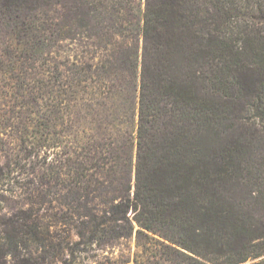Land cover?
I'll return each mask as SVG.
<instances>
[{
  "label": "trees",
  "instance_id": "obj_1",
  "mask_svg": "<svg viewBox=\"0 0 264 264\" xmlns=\"http://www.w3.org/2000/svg\"><path fill=\"white\" fill-rule=\"evenodd\" d=\"M9 185L0 264H264V0H0Z\"/></svg>",
  "mask_w": 264,
  "mask_h": 264
},
{
  "label": "rangeland",
  "instance_id": "obj_2",
  "mask_svg": "<svg viewBox=\"0 0 264 264\" xmlns=\"http://www.w3.org/2000/svg\"><path fill=\"white\" fill-rule=\"evenodd\" d=\"M7 189H9L11 192L9 193H3V194H0V215L3 214V213H11V211L13 210H16L20 207H22V202L24 201V197L21 195V196H12V193H15L13 191H18L19 192V189L17 187V185H9L7 187ZM250 194V193H249ZM256 196L255 193L251 192V195L248 196L246 190L242 191L239 193V198L244 200L245 202H249V203H252L254 201V197ZM259 213H262L263 210L260 209L259 207L256 209ZM197 227L199 228H205V224L204 223H201V224H198ZM129 247L125 244L121 245L120 247H118L116 250H115V256L118 257L119 255H126L129 251L128 249ZM96 254L95 251L92 252V254ZM109 256H111L110 254L108 253H105ZM101 258V256H99ZM97 259V258H95ZM76 264H80L79 262L76 263ZM91 264H96V262H92Z\"/></svg>",
  "mask_w": 264,
  "mask_h": 264
}]
</instances>
